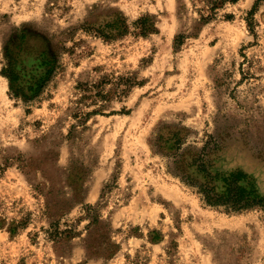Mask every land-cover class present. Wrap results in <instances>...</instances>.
<instances>
[{
	"label": "rangeland",
	"instance_id": "rangeland-1",
	"mask_svg": "<svg viewBox=\"0 0 264 264\" xmlns=\"http://www.w3.org/2000/svg\"><path fill=\"white\" fill-rule=\"evenodd\" d=\"M254 4L251 31L245 16ZM200 5L197 0H0V264H231L240 252L237 264H264V209L228 212L206 205L150 144L164 122L186 125L193 131L190 141L199 145L205 133L230 132L222 152L225 167L253 177L264 196V0L226 4L175 48V35H189ZM116 13L129 25L153 15L157 30L140 36L131 27L107 41L83 29ZM226 13L232 19H225ZM25 28L62 37L69 48L58 55L62 68L41 98L30 103L9 94L1 72L5 42L12 44ZM104 75H134L139 84L77 126L70 114L80 97L78 83ZM81 108L98 106L88 102ZM72 124L76 129L68 140ZM72 159L87 169L83 201L65 214L61 226L71 225L80 235L58 244L45 231L37 168L52 160L62 190ZM86 204L98 206L118 245L108 258L85 247ZM153 231L161 233L157 240Z\"/></svg>",
	"mask_w": 264,
	"mask_h": 264
},
{
	"label": "trees",
	"instance_id": "trees-1",
	"mask_svg": "<svg viewBox=\"0 0 264 264\" xmlns=\"http://www.w3.org/2000/svg\"><path fill=\"white\" fill-rule=\"evenodd\" d=\"M197 1L201 4L196 7L199 16L194 20L189 35L183 32L175 35V48L180 47L189 36H196L200 26L215 19L218 11L226 4H235L239 0ZM256 5L254 4L245 16L247 26L251 31L254 30L256 23L254 19ZM107 17L109 19L101 24L87 25L83 29L92 31L107 41L130 33L131 27L133 32L140 36H147L157 30L156 17L150 14L141 15L130 25L121 13L110 14ZM232 17L230 13L224 15L227 20ZM33 37L39 39L31 44L28 40ZM13 38L14 36L11 37ZM67 51L69 48L62 37L58 38L54 34L38 35L28 28L19 30L12 44L10 41L4 44L5 62L1 72L8 79L9 94L27 103L39 100L48 81L62 68L57 60L58 55ZM25 57L32 58V61L26 63ZM138 84L139 81L134 75H104L94 83L79 82L77 89L80 91V97L74 102L75 107L70 116L77 121V126L80 123L83 124L90 114L101 113L106 102L126 95L132 87ZM88 102L97 105L98 108L88 112L82 111L81 106L87 105ZM76 125L72 124L68 130V140L73 138ZM225 132L221 137L205 133L199 145L197 140L190 141L193 131L186 125L180 122H164L156 127L150 144L155 154L166 159L170 173L194 188L206 205L223 208L228 212H241L256 207L264 209V196L259 192L253 177L241 169L229 170L225 167L222 152L231 142L229 138L232 135L230 132ZM49 163L50 165L45 169L37 168L43 180L37 183L36 188L45 198V215L48 218V227L45 231L52 241L59 244L80 235L71 225L66 224L62 227L61 219L74 204L82 203L87 169L82 165H77V162L72 159L71 168L63 171L64 188L61 190L59 187L60 170L52 160ZM22 166L25 167L28 164L22 161ZM43 187L47 190L44 191ZM97 207L91 204L85 205L84 209L89 223L86 225L87 231L83 241L91 255H103L108 258L115 253L118 245L107 234L108 230H105V224L97 213ZM153 234L152 240H157L161 235L158 231H153ZM240 257L241 252L231 264H237ZM216 261H218L217 256Z\"/></svg>",
	"mask_w": 264,
	"mask_h": 264
}]
</instances>
